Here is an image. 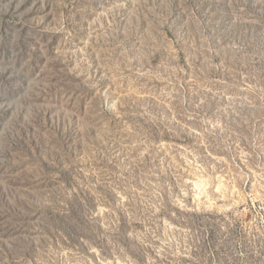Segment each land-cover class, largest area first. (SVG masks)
<instances>
[{"label": "rangeland", "instance_id": "rangeland-1", "mask_svg": "<svg viewBox=\"0 0 264 264\" xmlns=\"http://www.w3.org/2000/svg\"><path fill=\"white\" fill-rule=\"evenodd\" d=\"M0 264H264V0H0Z\"/></svg>", "mask_w": 264, "mask_h": 264}]
</instances>
